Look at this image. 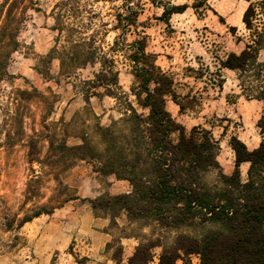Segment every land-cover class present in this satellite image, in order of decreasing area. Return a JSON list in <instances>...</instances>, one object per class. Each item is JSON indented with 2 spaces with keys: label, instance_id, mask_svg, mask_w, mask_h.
<instances>
[{
  "label": "trees",
  "instance_id": "16d2710c",
  "mask_svg": "<svg viewBox=\"0 0 264 264\" xmlns=\"http://www.w3.org/2000/svg\"><path fill=\"white\" fill-rule=\"evenodd\" d=\"M74 1L60 0L56 5L54 14L60 36L49 60L55 54L65 56L61 60L62 71L66 64L79 69L99 65L91 79L81 81V91L88 98L102 100L109 96L123 101L128 106L121 121L125 129L117 132L112 126L99 125L98 134L105 147L98 152L86 136L81 138L82 144L76 146H69L66 139L58 138L56 133L32 136L27 154L32 177L27 184L24 205L41 196L42 177L35 166L40 167L41 172L50 169L57 183L55 192L63 199H50L47 204L26 210L17 229L80 199L69 193L61 177L79 162H88L95 173L115 175L131 185L132 191L128 194L89 200L94 212L109 211L111 222L115 221L116 214L122 213L131 223L154 226L155 230L203 228L193 236L179 234L170 247L162 250L159 264H177L189 253L199 254L200 264H264V138L252 154L237 135H232L229 145L234 154V171L228 175L222 173L218 163L219 144L212 131L197 126L187 138L183 125L167 111V100L171 99L179 107V114H185L193 108L196 96L191 92L181 96L175 80L167 73L152 77V56L147 53L148 36L143 31H135L136 37L128 44L127 37L133 34L132 28L139 16L136 3L143 0H120L121 4L114 6L116 23L112 30L117 35L108 50L98 43V30L91 36L84 32L90 28L85 25L83 15H97L75 6ZM148 1L163 10L159 20L166 24L172 16L183 14L189 8L187 4L173 5V0ZM245 1L249 6L243 23L252 33L251 46L240 54L230 53L219 63L222 69L238 73L242 96L247 100L264 101V86H245L244 80L252 77L258 81L264 77V64L258 59L264 50V24H258L264 0L259 3ZM207 2L197 0L192 8L198 11L206 7ZM34 6V0H2L0 4V84L9 77L12 56L21 50L19 36ZM118 54L126 56L131 63L134 82L130 96L136 99L144 113L132 108L129 95L120 88L113 58ZM187 71L194 73L196 80L201 78L200 70L188 68ZM74 77L70 72L66 74L68 80ZM42 138L48 141L45 157L40 151ZM243 163L249 164L245 183L239 169ZM213 172L217 173L216 179L210 183L207 177ZM12 227L10 223L6 226L8 230ZM158 247H162L160 239L147 240L125 263L114 255L115 264H150L152 252Z\"/></svg>",
  "mask_w": 264,
  "mask_h": 264
},
{
  "label": "rangeland",
  "instance_id": "374dc122",
  "mask_svg": "<svg viewBox=\"0 0 264 264\" xmlns=\"http://www.w3.org/2000/svg\"><path fill=\"white\" fill-rule=\"evenodd\" d=\"M196 1L173 0V5L187 4L189 8L183 14L172 16L168 24L159 20L163 10L155 8L150 1L136 3L139 16L132 28L133 34L127 37L130 44L136 37L135 31H143L148 36L147 53L152 56L150 67L152 77L164 70L175 80L176 89L181 96L188 92L196 96L193 108L188 109L185 114L175 116L185 128L184 135L187 138L190 137L193 125L197 122L193 120L206 110L208 100L235 101L237 96L231 93L235 88L242 95L238 73L224 71L219 60L225 59L230 53L240 54L251 46L253 39L252 33L240 23V14L249 6L248 2L208 0L206 7L196 11L192 8ZM261 1L253 0L258 3ZM1 2L2 0L0 4ZM59 2L60 0H34V9L28 12L19 36L21 50L12 56L8 67L9 77L0 84V264H39L36 262L38 255L35 252V244L26 236L30 225L18 230V221L26 210L32 209L35 205L47 204L50 199L55 201L63 199L55 192L57 183L53 180L50 169L46 168L41 172L40 167L35 166V170L42 177L41 196L24 205L27 184L32 177L27 158L30 138L56 133L58 138L66 139L69 146H76L81 145V138L86 136L90 145L98 152L105 147L98 134L99 125L112 126L117 132L125 129L121 121L128 106L124 105L123 101L109 96L102 100L98 97L88 98L81 91V81L91 79L99 70V65L95 67L88 65L79 69L76 65L73 67L66 64L62 71L61 60L65 56L55 54L51 56L52 60H49L50 52L57 46L60 36L54 14ZM120 4V0L74 1L75 6H81L82 10L92 11L97 15L96 17L86 13L83 15L86 19L85 25L90 28L84 32L91 36L96 35L98 30V43L104 44L106 50L113 44L117 35L112 30L116 23L114 6ZM259 13L258 24L262 26L264 10L259 9ZM153 56L164 58L162 61L154 62ZM259 56H264V53ZM113 58L121 90L129 95L132 108L144 113L136 99L130 96L134 82L131 63L121 54ZM188 68L200 70L201 78L196 80V75L188 72ZM68 72L75 77L68 80L66 78ZM222 80L226 92L231 90L228 95L218 94L219 83L223 82ZM244 80L245 86H264V77L258 81L252 77H245ZM201 127L211 130L218 141L220 171L221 168L225 171L230 170L234 165V155L229 140L232 135H238L241 131L243 125L240 119L236 117L226 123L215 115H208ZM257 127V132L264 136V119L258 121ZM40 151L41 156L45 157L48 151V141L45 138L40 140ZM93 173L92 164L79 162L62 175L63 185L68 188L70 194L80 199L64 204L62 208L53 212L57 214L55 218L60 225H69V217L75 212L92 214L95 217H110L107 210L94 212L89 202L90 199L98 198V191L101 193L100 196H111L109 191L103 193L98 187L93 189V195L87 194L90 190V178L94 177ZM216 175V172L210 173L208 181L213 183ZM244 177L246 176L243 175L242 181L246 180ZM84 222L90 226V221L85 219ZM8 223L13 226L11 230L6 228ZM92 228L98 229V222H95ZM109 229L113 240L108 249H112L118 261L124 262L127 259L122 252L123 239H130L132 244L137 246L146 244L150 239H160L162 247L153 250V260L150 263L159 264L162 250L170 247L179 234L193 236L200 233L203 228L155 230L154 226H146L140 222L131 223L121 213L116 214L115 221L110 223ZM87 248L88 240L82 239L79 243L72 242L67 247V252L73 255L76 261L85 260L83 254L87 252ZM183 258V261L177 264H200L197 253L183 255Z\"/></svg>",
  "mask_w": 264,
  "mask_h": 264
},
{
  "label": "crops",
  "instance_id": "0c3cea01",
  "mask_svg": "<svg viewBox=\"0 0 264 264\" xmlns=\"http://www.w3.org/2000/svg\"><path fill=\"white\" fill-rule=\"evenodd\" d=\"M246 9L244 8L240 14V23L243 25V15ZM263 53L264 50L259 55ZM163 58V56H153L154 62L162 61ZM258 59L260 63L264 64V56H259ZM224 71L234 72L227 69H224ZM163 73H166V71L159 72V74ZM229 92L231 90L226 92V89L223 87V90L218 92V94L228 95ZM231 93L237 96L235 101H228L227 99L208 100V104L205 105L206 110L193 120L197 121L193 126L204 125L208 115H215L226 123L238 117L243 127L237 137L247 146L249 152L253 154L264 138L263 134L260 135L257 132L258 121L264 119V101L247 100L236 88ZM222 102L224 104H221ZM166 108L174 119H176V114L177 116L180 115L179 107L171 99L167 100ZM239 169L241 180L243 179V175L246 176L244 177L246 180L242 181L245 183L247 181L249 164L243 163ZM221 171L224 174H229L234 171V165L231 166L230 170L225 171L221 168ZM93 174L94 177L90 178L89 182L90 190L87 193L89 195H93L95 187L101 189L103 193L109 191L111 196L131 192V185L128 181L118 180L115 175H102L95 172ZM119 188L121 189L119 190ZM100 195L101 193L98 191V197ZM56 216L57 214L54 213L43 215L24 226L25 228L27 225H30L26 236L35 244V252L38 255L36 262H39V264H115L114 252L112 249H108V245L113 240V235L109 229L111 223L110 217H95L92 214L75 212L69 217V225H60L57 218H55ZM85 219L88 222L90 221V226L84 222ZM95 222H98V229L92 228ZM82 239L88 240V248L87 252L83 254L84 263H78L74 256L67 252V247L74 241L79 243ZM122 245V252L127 256V261L138 246L137 244H132L130 239H123Z\"/></svg>",
  "mask_w": 264,
  "mask_h": 264
}]
</instances>
